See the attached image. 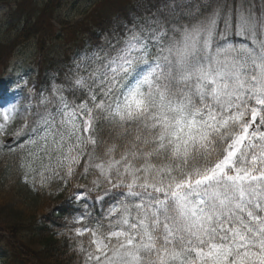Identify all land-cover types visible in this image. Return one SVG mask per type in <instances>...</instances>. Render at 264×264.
Listing matches in <instances>:
<instances>
[{"label": "snow or ice", "instance_id": "snow-or-ice-1", "mask_svg": "<svg viewBox=\"0 0 264 264\" xmlns=\"http://www.w3.org/2000/svg\"><path fill=\"white\" fill-rule=\"evenodd\" d=\"M233 27L251 46L214 48ZM172 33L133 28L115 55L96 58L87 78L95 90L75 81L92 107L58 95L59 122L46 111L31 133L59 137L62 179L86 158L92 184L108 185L96 199H116L106 233L75 229L92 237L85 264H264V9L215 8ZM15 109L0 112V130ZM97 111L122 129L138 126L118 159L115 144L96 155ZM28 129L26 121L15 135Z\"/></svg>", "mask_w": 264, "mask_h": 264}, {"label": "trees", "instance_id": "trees-1", "mask_svg": "<svg viewBox=\"0 0 264 264\" xmlns=\"http://www.w3.org/2000/svg\"><path fill=\"white\" fill-rule=\"evenodd\" d=\"M65 2L15 0V8L9 5L8 14L13 19L9 28L16 32L9 40L0 39V66L6 68L15 50L35 40L37 86L42 87L50 85L54 77L59 80L68 74L74 48L83 41L93 45L109 42L113 49L122 44L133 28L139 31L142 25L164 29L171 36L174 27L190 26L215 8L227 12L243 5L256 14L264 9V0H97L81 19L71 20L62 15ZM220 27L223 29L222 23ZM225 43L240 45L251 44V41L236 35L233 27L223 38H216L214 47ZM155 54L153 47L152 55ZM67 94L78 102L89 100L92 107L87 90L70 87ZM98 98L100 100L101 96ZM96 116L93 133L97 140L96 155L103 156L107 147L115 144L118 159L119 153L134 139L138 126L129 123L122 129L106 119L104 113L97 111ZM24 156L23 150L0 147V236H9L7 240L15 256L27 264H85L87 254L95 252L89 243L92 237L87 232L77 236L75 229L98 230L100 226L99 231L106 233L108 210L116 199L111 196L103 201L96 199L108 185L102 181L99 187L92 184L97 173L90 170L84 174L82 165L86 158L76 167V174L66 181L50 177L45 183L34 186L25 180ZM77 189L85 191L87 196L78 198Z\"/></svg>", "mask_w": 264, "mask_h": 264}, {"label": "rangeland", "instance_id": "rangeland-1", "mask_svg": "<svg viewBox=\"0 0 264 264\" xmlns=\"http://www.w3.org/2000/svg\"><path fill=\"white\" fill-rule=\"evenodd\" d=\"M93 1L96 2L97 0H66L61 10L62 15L67 19L79 20L83 17L85 11L91 8ZM9 5L15 8V0H0L1 40L13 38L16 32L9 28V24L13 20L11 15L8 14L11 8H9ZM149 43L152 45L151 41ZM92 45L90 41L77 44L67 67L68 74H64L59 80L54 77L50 85L42 87L37 86L38 70L35 60L37 43L35 40L15 50L8 60L9 63H6V68L0 66V112L8 109L12 104L16 105V109L12 114V121L3 130H0V147L9 150L20 149L25 152L24 163L27 180L34 186L45 183L50 177H60L62 179L64 169H56L57 157L61 155V150L57 149L56 146L59 137L56 136L54 142L53 135H45L43 129L37 135H33L30 129L37 126L36 122L46 111L52 112L56 122H59L60 116L57 114V108L59 107L58 95H63L70 106H78L87 102L90 107L89 100L78 102L76 98L71 99L67 94V90L70 87L83 88L90 95L89 88L79 87L75 84V81L84 77L92 90H95V85H92L87 78L100 63L96 58H103L108 54L115 55L112 47H110L112 44L109 42L93 45V47ZM248 45L251 46V44ZM25 82L26 86L19 87V85H24ZM124 83L126 84L128 81ZM96 94L97 97L100 96L99 92ZM101 99H104V97L101 96ZM42 101L44 102L42 103ZM96 102H99V98ZM26 121L29 123V129L20 135H15L17 130L25 125ZM0 123H3L2 117H0ZM55 131V128L50 130L53 133ZM85 135L87 134L85 133ZM8 139H11V141L8 142ZM67 143L65 141V147ZM52 169H56V174H53ZM77 194L80 199L87 196L85 191H79V189H77ZM7 237L9 236H0V264H27L25 261L22 262L17 257L18 255L15 256ZM8 244L10 247H8ZM15 258H18V260Z\"/></svg>", "mask_w": 264, "mask_h": 264}, {"label": "water", "instance_id": "water-1", "mask_svg": "<svg viewBox=\"0 0 264 264\" xmlns=\"http://www.w3.org/2000/svg\"><path fill=\"white\" fill-rule=\"evenodd\" d=\"M11 141V139L8 140V142Z\"/></svg>", "mask_w": 264, "mask_h": 264}, {"label": "clouds", "instance_id": "clouds-1", "mask_svg": "<svg viewBox=\"0 0 264 264\" xmlns=\"http://www.w3.org/2000/svg\"><path fill=\"white\" fill-rule=\"evenodd\" d=\"M23 116V114H21Z\"/></svg>", "mask_w": 264, "mask_h": 264}]
</instances>
